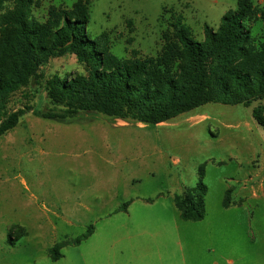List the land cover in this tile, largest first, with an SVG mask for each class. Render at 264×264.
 I'll use <instances>...</instances> for the list:
<instances>
[{
    "label": "rangeland",
    "instance_id": "374dc122",
    "mask_svg": "<svg viewBox=\"0 0 264 264\" xmlns=\"http://www.w3.org/2000/svg\"><path fill=\"white\" fill-rule=\"evenodd\" d=\"M41 2L33 14L44 20L50 5L75 0ZM164 7L180 12L201 41L204 26L217 30L237 0H90L87 32L109 31L119 57L132 48L155 55L170 18ZM263 29L260 19L252 34ZM85 71L74 54L53 58L40 80L11 97L10 110L25 113L0 136V264H264V127L253 116L256 103L209 102L163 124L97 111L62 121L33 113L54 106L46 78ZM201 180L205 218L182 220L169 193ZM230 187L233 203L225 207ZM137 196L155 202L122 211ZM59 242L67 243L53 260Z\"/></svg>",
    "mask_w": 264,
    "mask_h": 264
},
{
    "label": "trees",
    "instance_id": "16d2710c",
    "mask_svg": "<svg viewBox=\"0 0 264 264\" xmlns=\"http://www.w3.org/2000/svg\"><path fill=\"white\" fill-rule=\"evenodd\" d=\"M41 4V0H0V136L25 113L23 108L10 110L12 95L40 80L41 68L51 59L67 54H74L86 71L46 78L54 106L34 109L35 115L62 121L97 111L158 124L209 102L246 106L255 102L253 116L264 127V29L252 34L253 25L264 20V7L253 0H237L217 30L205 25L201 41L192 38L180 12L164 7L170 18L159 52L143 55L132 48L128 57L112 52L109 31L89 36L90 0H75L71 7L50 5L44 20L33 14ZM127 23L133 31L132 20ZM127 42L131 44L133 37ZM207 190L201 180L175 195L182 220L205 217ZM232 192L231 187L226 190L223 206L232 205ZM93 231L90 226L75 243ZM67 242L55 244L53 260L62 256L59 248Z\"/></svg>",
    "mask_w": 264,
    "mask_h": 264
},
{
    "label": "crops",
    "instance_id": "0c3cea01",
    "mask_svg": "<svg viewBox=\"0 0 264 264\" xmlns=\"http://www.w3.org/2000/svg\"><path fill=\"white\" fill-rule=\"evenodd\" d=\"M166 122V121H165ZM164 122H161V123H158V124H163ZM228 189V188H227ZM226 189V190H227ZM226 192V191H225ZM164 193L163 192H160V193H158V197L159 196H161V195H163ZM171 194V197H172V201H173V203H174V197H175V195H177L176 193L175 194H172V193H169V195ZM224 200V199H223ZM137 201H139V202H142L141 204H154V202H155V199L154 198H145V197H141V196H137V197H135V198H132L131 197V199L129 200L128 199V202L126 203L127 205H126V208L125 209H123V207H122V211H125V212H128L129 213V209H131V207H132V204L133 203H135V202H137ZM174 205H175V203H174ZM176 206V205H175ZM119 208H121V207H119ZM118 208V209H119ZM177 208V207H176ZM178 210V209H177ZM178 214H179V211H178ZM179 217H180V215H179ZM205 218V217H204ZM203 218V219H204ZM202 219V220H203Z\"/></svg>",
    "mask_w": 264,
    "mask_h": 264
}]
</instances>
